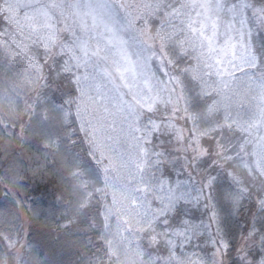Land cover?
I'll return each instance as SVG.
<instances>
[{
	"label": "snow or ice",
	"instance_id": "6c2138e0",
	"mask_svg": "<svg viewBox=\"0 0 264 264\" xmlns=\"http://www.w3.org/2000/svg\"><path fill=\"white\" fill-rule=\"evenodd\" d=\"M0 264H264V0H0Z\"/></svg>",
	"mask_w": 264,
	"mask_h": 264
},
{
	"label": "trees",
	"instance_id": "16d2710c",
	"mask_svg": "<svg viewBox=\"0 0 264 264\" xmlns=\"http://www.w3.org/2000/svg\"><path fill=\"white\" fill-rule=\"evenodd\" d=\"M243 227H244L243 220L237 218V221L234 222V230H235V234L237 237L239 235L240 229H242ZM33 239H35L38 243L41 244L42 254H43L44 248L51 244V241L46 236H43V235H34Z\"/></svg>",
	"mask_w": 264,
	"mask_h": 264
}]
</instances>
